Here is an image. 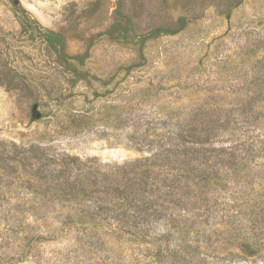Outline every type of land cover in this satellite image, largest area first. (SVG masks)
Masks as SVG:
<instances>
[{
	"label": "rangeland",
	"instance_id": "obj_1",
	"mask_svg": "<svg viewBox=\"0 0 264 264\" xmlns=\"http://www.w3.org/2000/svg\"><path fill=\"white\" fill-rule=\"evenodd\" d=\"M0 264H264V0H0Z\"/></svg>",
	"mask_w": 264,
	"mask_h": 264
}]
</instances>
